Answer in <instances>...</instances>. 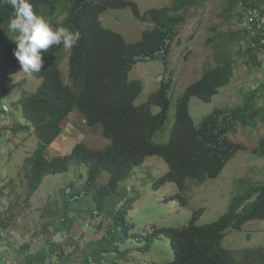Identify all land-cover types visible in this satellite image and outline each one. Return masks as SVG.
I'll return each mask as SVG.
<instances>
[{"label": "trees", "instance_id": "16d2710c", "mask_svg": "<svg viewBox=\"0 0 264 264\" xmlns=\"http://www.w3.org/2000/svg\"><path fill=\"white\" fill-rule=\"evenodd\" d=\"M204 1L173 0L170 5L142 12L134 0H31L33 10L53 27L64 26L81 34L72 49L53 46L44 53V66L39 73H33L42 78L41 84L32 95L20 100L23 115L38 138L37 147L25 163L29 171L26 173L27 198H31L47 175L68 172L73 165H86L89 169L87 186L63 192V219L59 228L71 227L70 212L84 194L93 193L99 210H103L104 198L116 192L119 184L149 155L165 160L169 168L158 183L174 182L178 191L173 197L183 205L187 204L183 191L191 182L201 185L217 177L237 153L249 150L254 155L264 156V138L252 147L237 138L241 129L253 130L264 123V83L246 91L241 104L214 108L198 123L189 109L192 97L210 102L231 82L235 59L226 45L234 40L237 32L221 33L217 43L221 49L215 53V65L207 67L176 99L175 121L167 142H156L153 138L169 119L175 99L172 81H162L148 101L136 102L143 84L138 79H129L133 66L139 61L158 58L167 61L175 43H181L180 30L188 14L192 15L191 8L202 6ZM229 4L230 8L240 5L244 13L248 7H259L264 12V0H229ZM126 7L141 21L150 23L136 42L127 41L121 33L101 22L106 10ZM13 15L9 4H0V68L20 64L14 56L17 45L12 38L15 34L8 28ZM242 31L253 35L248 52L264 48L259 40L261 32L253 34L249 28ZM254 54L248 62L260 66ZM63 61L68 64V81L61 68ZM153 104L160 107L159 112H151ZM74 110L84 115L88 125L102 126L108 144L93 148L79 142L69 153L49 158L48 147L59 136L61 123ZM23 129L25 126L15 130ZM103 172L108 178L95 188ZM202 212L203 209L195 210L185 227L155 230V235L168 236L174 253L172 260L159 264H264V246L232 249L222 245L230 230L240 231L251 220H264V179L242 184L229 209L217 220L198 224ZM0 221L6 225L4 220ZM58 246L56 241H48L43 251L28 256L27 264L49 263L50 255ZM84 264H89L87 259Z\"/></svg>", "mask_w": 264, "mask_h": 264}, {"label": "rangeland", "instance_id": "374dc122", "mask_svg": "<svg viewBox=\"0 0 264 264\" xmlns=\"http://www.w3.org/2000/svg\"><path fill=\"white\" fill-rule=\"evenodd\" d=\"M134 1L144 12L170 5L173 0ZM229 6V0H205L202 6L191 8L192 15L188 14L180 30L181 43H175L167 61L161 58L139 61L128 74L130 79H138L143 84L136 101L140 104L149 100L162 81L173 83L175 99L169 119L164 129L155 134L154 141L169 140L176 99L207 67L215 65L222 32H237L234 40L226 45L235 59L234 76L210 102L192 97L189 109L195 123L214 108L241 104L246 91L264 83V48L248 52L253 35L242 31L247 29L244 8ZM101 22L130 42L140 40L143 30L150 27L130 7L106 10ZM254 53L260 66L248 62ZM61 67L67 81V64L63 61ZM39 82L40 78L22 72V67L5 66L0 70V220L6 224L0 221V264H27L28 256L43 251L50 240L59 246L47 264H84L85 259L89 264L165 263L174 258L173 249L167 235H155L156 229L185 227L199 209L203 212L198 224L213 222L229 209L242 184L264 179V156L241 151L217 177L201 185L188 183L183 191L187 204L183 205L173 197L178 191L175 183H158L169 168L167 163L158 155L148 156L119 184L116 192L104 198L103 210H99L93 193L84 194L70 212L71 227L61 229L62 194L65 190L77 191L87 186L88 169L86 165H73L68 172L47 175L31 198H27L26 173L29 171L25 163L37 147L38 138L23 115L20 100L32 95ZM4 103L9 104L8 111L3 110ZM150 109L153 113L160 111L156 104ZM18 126L25 129L15 130ZM237 138L249 147L258 145L264 138V123L253 130L241 129ZM79 142L93 148L108 144L102 126L88 125L84 115L76 110L63 121L62 131L48 147L47 156L69 153ZM107 175L103 172L94 187L104 184ZM222 245L232 249L264 246V220H251L240 231L230 230Z\"/></svg>", "mask_w": 264, "mask_h": 264}, {"label": "clouds", "instance_id": "9594fccd", "mask_svg": "<svg viewBox=\"0 0 264 264\" xmlns=\"http://www.w3.org/2000/svg\"><path fill=\"white\" fill-rule=\"evenodd\" d=\"M5 3L9 4L14 10V15L10 19L8 28L10 32L15 34L14 37L12 38V40L17 45V47L14 49V56L17 58V60L20 63L14 66H10V65H5V66L17 67V68L22 67V72L26 73L30 77L40 78L42 82V78L39 76L37 77L33 73H39L42 67L44 66L45 64L44 53L47 52L53 46L62 45L65 50L72 49L80 41L81 34L79 31H71L70 29L64 26L53 27L45 17L37 14L33 10V5L31 3V0H0V4H5ZM64 62L67 64L66 61ZM5 66H2L0 70ZM67 72H68V64H67ZM67 78H68V73H67ZM40 84L41 83L39 82V85ZM8 105L9 104L4 103L3 105L4 111L9 110ZM74 111H72L71 113H73ZM70 114L66 118H68ZM62 123H61V128H62ZM149 156H153V155H149ZM87 175H88V171H87Z\"/></svg>", "mask_w": 264, "mask_h": 264}, {"label": "built area", "instance_id": "2783aa9c", "mask_svg": "<svg viewBox=\"0 0 264 264\" xmlns=\"http://www.w3.org/2000/svg\"><path fill=\"white\" fill-rule=\"evenodd\" d=\"M247 28L254 34L261 32L260 43L264 45V12L258 7L245 9ZM255 44V43H254Z\"/></svg>", "mask_w": 264, "mask_h": 264}]
</instances>
